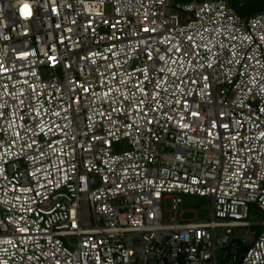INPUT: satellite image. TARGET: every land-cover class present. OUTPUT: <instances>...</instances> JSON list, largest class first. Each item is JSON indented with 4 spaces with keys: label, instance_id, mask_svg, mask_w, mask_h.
<instances>
[{
    "label": "built area",
    "instance_id": "2783aa9c",
    "mask_svg": "<svg viewBox=\"0 0 264 264\" xmlns=\"http://www.w3.org/2000/svg\"><path fill=\"white\" fill-rule=\"evenodd\" d=\"M222 261L264 264V11L0 0V264Z\"/></svg>",
    "mask_w": 264,
    "mask_h": 264
},
{
    "label": "rangeland",
    "instance_id": "374dc122",
    "mask_svg": "<svg viewBox=\"0 0 264 264\" xmlns=\"http://www.w3.org/2000/svg\"><path fill=\"white\" fill-rule=\"evenodd\" d=\"M237 12V11H236ZM182 198V211H183V217L185 219H198L200 221L206 220L210 213V205L208 203V200L203 197L198 196H189V195H181ZM170 201L167 202L166 209H170ZM263 220V214L262 212L256 207L252 206L250 215H249V221L251 223H254L253 229L254 230H260V226L257 225ZM221 264H224V261H222Z\"/></svg>",
    "mask_w": 264,
    "mask_h": 264
},
{
    "label": "trees",
    "instance_id": "16d2710c",
    "mask_svg": "<svg viewBox=\"0 0 264 264\" xmlns=\"http://www.w3.org/2000/svg\"><path fill=\"white\" fill-rule=\"evenodd\" d=\"M228 2L243 16L264 11V0H228Z\"/></svg>",
    "mask_w": 264,
    "mask_h": 264
},
{
    "label": "clouds",
    "instance_id": "9594fccd",
    "mask_svg": "<svg viewBox=\"0 0 264 264\" xmlns=\"http://www.w3.org/2000/svg\"><path fill=\"white\" fill-rule=\"evenodd\" d=\"M27 13V9H25V14Z\"/></svg>",
    "mask_w": 264,
    "mask_h": 264
}]
</instances>
